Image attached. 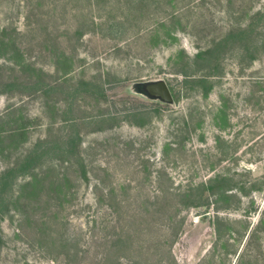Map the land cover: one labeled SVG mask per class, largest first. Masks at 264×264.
<instances>
[{
  "label": "rangeland",
  "instance_id": "rangeland-1",
  "mask_svg": "<svg viewBox=\"0 0 264 264\" xmlns=\"http://www.w3.org/2000/svg\"><path fill=\"white\" fill-rule=\"evenodd\" d=\"M35 149L0 264H264V0H0V173ZM218 173L219 211L183 203Z\"/></svg>",
  "mask_w": 264,
  "mask_h": 264
},
{
  "label": "trees",
  "instance_id": "trees-1",
  "mask_svg": "<svg viewBox=\"0 0 264 264\" xmlns=\"http://www.w3.org/2000/svg\"><path fill=\"white\" fill-rule=\"evenodd\" d=\"M247 32H248V29H242V30H239V32H237L235 30L231 31L226 36H224L222 39H220L218 42H216L215 48L219 49V48L227 45L235 37L236 38L244 37ZM209 51L210 50H202L196 54L195 58L197 60L205 59V58H207ZM183 75H184L183 84L186 87H196V86L203 87V89H204L203 91H204L205 95H208V93L210 92V90L213 87V83L210 82V80L208 78L209 77L208 74H204V75H201L199 77H197V76L194 77V76H191L190 74H188L187 72H183ZM175 96H176L175 97L176 99L180 98L179 95H175ZM221 110L223 111V109H221ZM222 111H220V112H222ZM3 135H5V136L20 135L23 140H26V138H27L26 137V130L24 129V127H21L17 130H9L8 132L4 133ZM218 139H220V136H218ZM169 147H170V145L167 144L165 148L167 149ZM41 154L42 153L39 152V150L35 149L32 152H30L28 155H26L24 157V159L21 162H19L18 166L9 167L4 172L0 173V231H1V219H2V213H3V210H1L2 209L1 201L3 199L4 190H6V188L8 186L12 187L15 179L18 176H20L22 173L28 172V170L31 169V167L33 166L34 162L37 161L38 158H40ZM84 175H85V177H87L86 171H84ZM228 181H229V179L226 175L218 173L214 177L210 178L207 181L201 182L200 184H198L197 187H195L201 191L198 198H195L197 200H195L193 198L192 193H193L194 188L190 187V186L188 187V189L186 191L181 192L180 196H182V200H184L183 203L187 206L188 205H194V206H212V205H214V207L216 206V208L218 209L217 211H219V209L222 208V206H221L222 201H224L225 199H228L231 196L235 195L231 192L233 188H224V186L226 185V183H228ZM41 182H42L41 178L39 176H35L33 178V180L27 184L35 183L36 185H38ZM206 194H208V195H206ZM211 197H214V198H212V200H210ZM171 218H172V216H171ZM224 221H225V219L223 217H221L219 214H217V216H216V230L220 234H221V224Z\"/></svg>",
  "mask_w": 264,
  "mask_h": 264
},
{
  "label": "water",
  "instance_id": "water-1",
  "mask_svg": "<svg viewBox=\"0 0 264 264\" xmlns=\"http://www.w3.org/2000/svg\"><path fill=\"white\" fill-rule=\"evenodd\" d=\"M137 88L139 92L152 99H157L168 104L175 102V97L170 86L163 79L140 82Z\"/></svg>",
  "mask_w": 264,
  "mask_h": 264
}]
</instances>
